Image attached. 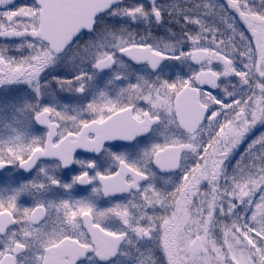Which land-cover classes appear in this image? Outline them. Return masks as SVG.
<instances>
[{
	"label": "snow or ice",
	"instance_id": "1",
	"mask_svg": "<svg viewBox=\"0 0 264 264\" xmlns=\"http://www.w3.org/2000/svg\"><path fill=\"white\" fill-rule=\"evenodd\" d=\"M0 127V264H264V0H0Z\"/></svg>",
	"mask_w": 264,
	"mask_h": 264
},
{
	"label": "flooded vegetation",
	"instance_id": "2",
	"mask_svg": "<svg viewBox=\"0 0 264 264\" xmlns=\"http://www.w3.org/2000/svg\"><path fill=\"white\" fill-rule=\"evenodd\" d=\"M228 164V171L230 172L231 171V168H232V163H234V160L231 161V162H226ZM3 177H0V180H2Z\"/></svg>",
	"mask_w": 264,
	"mask_h": 264
},
{
	"label": "rangeland",
	"instance_id": "3",
	"mask_svg": "<svg viewBox=\"0 0 264 264\" xmlns=\"http://www.w3.org/2000/svg\"><path fill=\"white\" fill-rule=\"evenodd\" d=\"M4 135V130L2 127H0V136Z\"/></svg>",
	"mask_w": 264,
	"mask_h": 264
}]
</instances>
